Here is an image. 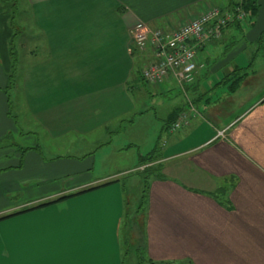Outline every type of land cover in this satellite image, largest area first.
Returning <instances> with one entry per match:
<instances>
[{"label":"crops","instance_id":"1","mask_svg":"<svg viewBox=\"0 0 264 264\" xmlns=\"http://www.w3.org/2000/svg\"><path fill=\"white\" fill-rule=\"evenodd\" d=\"M28 1L40 6L45 53L26 50L38 39L19 36L11 54L10 14L0 9V143L13 138L0 145V263L122 264L118 232L127 199L119 178L139 164L97 177L72 175L94 173L99 153L107 157L105 132L128 124L134 109L129 92L159 97L178 89L186 99L169 112L155 145L164 150L155 162L166 179L151 180L145 202L147 253L158 262L264 264V0H256L250 25L227 26L220 39L198 47L204 65L187 87L174 76L141 86L152 54L138 51L132 28L144 22L173 30L213 6L243 0ZM142 101L141 115L148 109ZM26 107L44 132L29 129ZM182 110L190 123L171 130L169 121ZM70 131L79 135L71 147L83 152H61L59 136ZM42 133L56 138L54 148ZM219 188L226 191L220 199L208 195ZM62 204L73 205L75 216H68L78 227L68 235L59 233ZM85 215L91 232L82 233L77 219ZM99 229L111 233L100 238ZM65 236L67 245L59 241Z\"/></svg>","mask_w":264,"mask_h":264},{"label":"rangeland","instance_id":"2","mask_svg":"<svg viewBox=\"0 0 264 264\" xmlns=\"http://www.w3.org/2000/svg\"><path fill=\"white\" fill-rule=\"evenodd\" d=\"M218 3L219 4L217 5H222V4L229 3V1L220 0ZM37 8L38 9L40 8L38 4L35 7H33L29 3L28 0H15V1L13 0L12 2H4V1L0 2V9H2L4 13L10 14V23L12 25L11 28L13 30V35L11 37V40L13 38V41H14L19 36H21L20 38L27 37L30 40L38 39L36 41V45H31L30 42H28V45H26L25 49L26 50L32 49L33 52L35 53H45L46 51L43 48L44 45L40 42V40L46 37L47 32L39 29L38 28L39 25H36L38 21ZM21 32H24L23 35H20ZM131 38H132L133 44L135 45L132 33H131ZM149 49L152 54L151 47L145 50L138 49V51L141 54H143V52H147L149 51ZM259 50H260V53L264 54V44L260 45ZM152 58H153V54H152ZM149 61L150 60H148L144 64V66ZM139 80L141 81V82L139 81L141 86H146V85L148 86V83H145L147 81L144 82L140 77H139ZM13 93L14 92H12V94ZM130 96L134 97L133 99L134 109L132 111H129L130 112L129 117H128L129 122L128 124H125V125L122 124L121 126H120V123L122 122H119L118 124L113 123L111 133H109V131L105 132L106 139H104L103 142H107V140H109L110 142L108 141L109 143H106L107 146L105 147L103 151H109L108 152L109 154L107 155L106 158H103L101 154L99 153V157L97 158V163L94 169L95 174L92 171H89V174L80 173V174H74L72 176H75L76 178H77V175L80 178H88V177H91V175L97 177L100 174H108L110 172L112 173L117 169L123 170V168L124 169L134 168V166L139 164V155H148L150 152H152L155 149V145L157 144L158 141L161 143V139H163L164 137L163 128H164L169 112H171V110L176 104H181L185 97L182 92L178 91V89H173V91L170 92L169 94H166L165 96H159V97H157V95L151 96L150 94H146V93L145 94H142V93L132 94L129 92V97ZM19 98H21V107H23L24 101L22 98V94L19 95ZM143 98L146 99V102L148 103V106H147L148 109L144 111V113L141 115L139 113L141 110V105L143 103L142 101ZM155 99L159 100V102H156ZM189 100L191 101V98H189ZM192 101L191 103H193ZM13 107L12 109L15 110V108ZM28 111H29V108L26 107L24 111L25 114ZM235 112H237L236 109H235ZM239 112H242V111L240 110ZM31 114L30 115L26 114L29 117L28 120L32 121L30 122L31 126L29 127V129L35 130L37 132L38 131L44 132L46 130L45 127H39V125H37V122L35 121V119H33V116ZM21 119H22V115H21ZM74 132L75 131L73 132L70 131V132L65 133L61 137L59 136V146L62 147L61 152L63 154L66 153V150H70L71 152L81 151V149L76 150L75 149L76 147H71L72 145H76L73 142L79 139L77 137L79 135H77ZM41 136L44 138L43 140L46 143H48L52 148H54L53 144H56V141H57L56 138L54 137L50 138L49 133L48 134L42 133ZM86 137H87L86 138L87 140L90 139V136H86ZM12 139L13 138H8L4 140L0 143V145L9 144L12 142ZM31 140L32 141H30V143L32 144L34 138H32ZM89 141H92V140H89ZM86 148L87 146L84 147V149ZM159 153L157 152L156 154H159V156L165 155L164 150H162L161 152V149H160ZM139 167L140 168L138 170L134 168L132 169L131 172L122 174L121 177L119 178L122 181V183H124V186L126 187L125 192L127 195V196L126 195L124 196L127 199V201L125 203V211H123V213L121 214V225H120L121 228H120V231L118 232L119 244H121V249H122V260H123L122 264H137V262L139 261V256L144 257L145 260H148L150 258V255L147 253V250H146L147 238H146V230H145L146 228L145 211L147 210V208L145 206V203L142 202V195H143V190L145 186H144L143 177L139 174V171L143 170V167L142 166H139ZM64 179L65 178H63L62 181H64ZM72 206H73L72 204H69L68 207L66 206V204H62L60 206L61 208L65 207L63 214L61 213L59 214V233L60 234L68 235L66 231H70L72 229L78 228L77 223L76 224L73 223L70 220V217L68 216L70 212H72V214L74 215ZM85 216L86 217L77 219L78 222L81 223L82 225L79 227V229H77V231L80 232L82 230L81 228H83L82 233H84L87 229L91 232V230L88 228V225L83 226V223L85 222L87 224L88 221L86 220H89L90 218L89 216L87 217V215ZM66 219H69V220L67 221ZM2 229L6 230L7 225L3 226ZM105 232L111 233V229L110 230L105 229V231L102 229H99L98 235L100 236V238H103V237L106 238ZM108 239H110L109 240L110 242L112 241L111 237ZM69 240L71 241V238L68 236H65V238L59 237V241L60 242L63 241L65 245H67ZM11 258L15 260L17 259L16 256H13ZM170 262H173V263L180 262L181 264H193L192 262L190 263L189 260H183V259L172 260Z\"/></svg>","mask_w":264,"mask_h":264},{"label":"built area","instance_id":"3","mask_svg":"<svg viewBox=\"0 0 264 264\" xmlns=\"http://www.w3.org/2000/svg\"><path fill=\"white\" fill-rule=\"evenodd\" d=\"M249 15L243 9H222L213 6L194 19L173 30L151 28L138 22L131 30L134 43L140 50L152 48L153 58L142 70L146 80L156 83L173 74L180 84L194 81L203 67L198 47L223 36V30L233 21L246 23ZM190 123L187 112H183L172 124L171 130H179Z\"/></svg>","mask_w":264,"mask_h":264},{"label":"trees","instance_id":"4","mask_svg":"<svg viewBox=\"0 0 264 264\" xmlns=\"http://www.w3.org/2000/svg\"><path fill=\"white\" fill-rule=\"evenodd\" d=\"M15 1V0H14ZM230 8H241L243 9V11L249 15V19L246 23H243L241 21H233L231 23H229L227 26H231L233 24L235 25H238V26H241L242 28L243 27H246L245 24H251L252 23V19H253V16H254V12L256 10V0H243L242 2H238V3H235V4H231L229 6ZM218 40V39H216ZM215 41V40H213ZM13 39L11 40V54H12V44H13ZM200 47H204L203 45H200ZM199 47V48H200ZM198 49V48H197ZM14 55V54H13ZM15 60V58H14ZM204 65V64H203ZM169 76H174L173 74H170ZM175 77V76H174ZM176 79V78H175ZM13 80H14V77L11 75L10 76V83L12 84L13 83ZM142 80L143 81H147V83H150V84H154L148 80H146V78L143 76L142 74ZM166 80V79H164ZM163 80V81H164ZM161 82V81H160ZM158 83V82H156ZM192 83V82H191ZM178 84H180L178 82ZM190 83L188 84H180V85H183L185 87H187V85H189ZM185 112L184 110H182L181 112H179L176 116L175 119H171L168 123L172 126V124L178 119V117L183 113ZM169 126V127H171ZM156 151L157 149H154L152 152H150L148 155L144 156V157H141L140 160H139V166H142L143 167V170L139 171V174L143 177V180H144V190H143V195H142V202L145 203L146 201H148V198H149V192H150V185H151V180L152 179H160V180H164L166 179V176L164 175L162 169V164L161 162H155L157 160V156L158 154H156ZM194 192L196 193H199L200 191H197V190H193ZM226 193L225 190L223 189H217L215 191H212L210 193H208V195H210L211 197H213L214 199H220L221 195ZM67 197V196H65ZM146 200V201H145ZM164 264V263H169V264H181L180 262L179 263H173V262H166V261H155L151 258H149L148 260H145L144 257L142 256H139V261L137 262V264Z\"/></svg>","mask_w":264,"mask_h":264}]
</instances>
